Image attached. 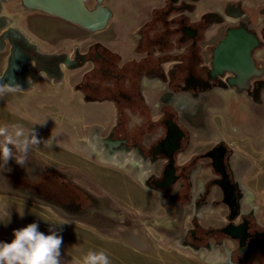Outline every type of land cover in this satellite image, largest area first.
Instances as JSON below:
<instances>
[{
	"label": "rangeland",
	"instance_id": "obj_1",
	"mask_svg": "<svg viewBox=\"0 0 264 264\" xmlns=\"http://www.w3.org/2000/svg\"><path fill=\"white\" fill-rule=\"evenodd\" d=\"M83 4L105 11L101 25L88 27L22 0H0V125L34 128L41 139L24 167L12 160L11 171L0 170V241L10 242L14 229L37 222L45 234L50 224L62 229V264H78L89 250H104L111 264L229 263L227 251L237 245L229 237H209L200 247L189 240L193 224L203 231L227 219L212 181L217 173L208 158L194 157L218 142L229 148L240 213L253 214L264 228V72L244 88L228 82L229 72L209 73L213 48L239 25L257 36L253 58L264 66V0ZM188 19L191 25H185ZM160 21L171 30L157 31ZM145 28L150 35L140 46ZM156 32L162 33L161 47L153 41ZM199 45L206 47L203 53ZM106 70L109 76L102 75ZM171 106L177 115L170 116L187 132L179 166L188 170L162 191L149 179L160 174L166 159L146 156L150 147L144 144L160 133L153 118ZM140 123L137 134L146 135L137 144L130 130ZM43 178L46 184L36 185V192L20 186L23 179ZM182 184L183 199L177 192ZM66 188L77 190L71 195ZM64 220L70 223L59 225ZM260 250L239 253L242 263L235 254L231 262L264 264Z\"/></svg>",
	"mask_w": 264,
	"mask_h": 264
},
{
	"label": "water",
	"instance_id": "obj_2",
	"mask_svg": "<svg viewBox=\"0 0 264 264\" xmlns=\"http://www.w3.org/2000/svg\"><path fill=\"white\" fill-rule=\"evenodd\" d=\"M83 1L84 0H76L75 5H73L75 13L79 16L77 18L80 20L75 19V17L71 18L65 15L66 13H61L60 16L77 21L88 27H97L101 25L105 14L102 22L96 23L94 26L85 24L86 22L83 19H87L89 14L96 9H86ZM39 9L46 11L43 8ZM258 44L259 40L257 36L248 31L244 26L239 25L228 28L212 50V67L209 70L210 76L215 77L224 72H229L233 75L228 78L230 84H235L240 88L246 87L248 79L251 76L259 75L264 72V66H257L253 58V50ZM164 122L166 127L165 135L155 146L154 152L157 151L165 154L167 157V163L164 166L162 179L160 181H154V183L156 186H161L163 189H167L175 183L178 178V175L175 173L173 153L175 150L179 149L180 138L184 132L173 122L172 118H167ZM224 152L225 146L219 144L204 153L205 156L211 158L213 169L219 173V177L215 179L214 182L222 191V202L229 208V222L220 227L219 231L233 239H237L238 245L243 247L246 238L250 235L248 232V220L243 219V221L238 224L232 223V219L239 213L237 199L240 197V192L238 191L236 184L231 181L226 172L223 163ZM255 234L264 236V232H258Z\"/></svg>",
	"mask_w": 264,
	"mask_h": 264
},
{
	"label": "clouds",
	"instance_id": "obj_3",
	"mask_svg": "<svg viewBox=\"0 0 264 264\" xmlns=\"http://www.w3.org/2000/svg\"><path fill=\"white\" fill-rule=\"evenodd\" d=\"M3 89L0 88V92ZM43 123V122H42ZM41 143L34 128L25 129L20 124L0 125V170L11 171L9 162L14 160L21 167L27 163L32 146ZM23 215V212L20 213ZM70 223L61 221L59 225ZM56 225L50 224L48 233L40 231L32 222L13 230L10 242L0 241V264H62L63 237ZM78 264H111L104 250H89Z\"/></svg>",
	"mask_w": 264,
	"mask_h": 264
},
{
	"label": "flooded vegetation",
	"instance_id": "obj_4",
	"mask_svg": "<svg viewBox=\"0 0 264 264\" xmlns=\"http://www.w3.org/2000/svg\"><path fill=\"white\" fill-rule=\"evenodd\" d=\"M11 65V63L9 64V66ZM5 74V77H6V80H7V82L9 83L11 80V71L9 70V68L6 70V72L4 73ZM167 118H172V120H173V122L179 127V128H181L182 130H183V135H182V137L180 138V147H179V149H177V150H175L174 151V153H173V158H174V167H175V173L178 175V178H177V180L175 181V183H173L171 186H169L167 189H163L161 186H156L155 185V183H154V181H160L161 179H162V176H163V170H164V166H165V164L167 163V157L165 156V154H163V153H161V152H157V151H155L154 152V148H155V146L157 145V143L164 137V135L161 137V138H159L155 143H153V144H150L149 146H147L148 148H149V150L147 151V155L146 156H148V157H150V158H153V159H155L156 157H158V156H162V157H164L165 159H166V162H165V164L162 166V169H161V171H160V174L158 175V176H155V177H150V179H149V183L150 184H152L153 186H155L156 188H159L160 190H162V191H167V190H169L173 185H176V183H177V181L179 180V178H180V176H181V174L183 173V172H187V170H188V168L185 166V165H180L179 166V164L177 163V155L183 150V148L185 147V138L187 137V132H186V130L185 129H183L179 124H178V121L174 118V116H166V118L165 119H167ZM166 128V127H165ZM166 130V129H165ZM219 144H222V145H224L225 146V152H224V155H223V163H224V167H225V169H226V172L228 173V175H229V177H230V179H231V181L232 182H234V179L232 178V172H231V170H230V165H229V162L227 161V156H228V154L230 153L229 151V148L225 145V144H223V143H221V142H218V143H216L215 145H213V146H211L208 150H210L212 147H214V146H218ZM208 150H206V151H208ZM205 151V152H206ZM146 152V151H145ZM204 152V153H205ZM204 153L202 154V155H200L199 157H198V155H195V157L194 158H196L195 159V161L197 160V159H199V158H201V157H206V158H208V160H209V162H210V165H211V158H209V157H207V156H205L204 155ZM211 168L213 169V167H212V165H211ZM214 170V169H213ZM214 172H216L215 170H214ZM217 173V176L219 177V173L218 172H216ZM218 177H216V178H214L212 181L214 182V180L215 179H217ZM215 183V182H214ZM216 184V183H215ZM217 185V184H216ZM185 185L184 184H182V186H180V188H179V193H181V196L182 197H184V198H187V193L186 192H184L185 191V189L183 188ZM218 186V185H217ZM219 187V186H218ZM219 189H220V187H219ZM238 189V188H237ZM221 190V189H220ZM177 191V192H178ZM204 194H207L206 193V191L204 192ZM203 194V195H204ZM202 200L204 199V198H201ZM240 198H238L237 199V202H238V210H239V213H238V215H236L233 219H232V223H234V224H238V223H240V222H242L243 221V219H247L248 220V232L250 233V235L246 238V240H245V244H244V246L243 247H240L239 245H238V240L237 239H233V238H231V237H229L228 235H226V234H224V233H222L221 231H219V228L220 227H222V226H224L225 224H227L228 222H229V218L227 217V221L224 223V224H222L221 226H219V227H215V228H207V229H204L203 231H201L200 229H199V225H198V223H195V224H193L192 225V227L190 228V232H189V240H190V243H192L193 245H195V247H200V246H202V245H204L206 242H207V238H209V237H213V238H215V236H217L218 234H220V235H222V236H227V237H229L230 239H232V240H234L235 242H236V248L233 250V252L231 253V256H230V260H231V257L233 256V255H235L236 254V257L237 256H239L241 253H243L242 255L244 256H246V255H248V254H250V253H252V252H254V250L258 247V246H261V250H260V255H262L263 254V252H262V248L264 247V236H261V235H256L255 233H258V232H264V228L263 227H261V226H259L258 225V223H257V221H256V218H255V216L253 215V214H251V213H248V214H245V213H240V207H239V204H240V200H239ZM223 203V202H222ZM226 205V204H225ZM227 206V205H226ZM227 210H228V213H227V215L229 214V208H228V206H227ZM237 219V220H236ZM236 252V253H235ZM240 253V254H239ZM239 254V255H238ZM242 256V257H243ZM244 256V257H245ZM237 258H239L238 259V263H242V258L241 257H237ZM236 263V262H235Z\"/></svg>",
	"mask_w": 264,
	"mask_h": 264
},
{
	"label": "crops",
	"instance_id": "obj_5",
	"mask_svg": "<svg viewBox=\"0 0 264 264\" xmlns=\"http://www.w3.org/2000/svg\"><path fill=\"white\" fill-rule=\"evenodd\" d=\"M151 17H153V15L152 16H150V18L148 19V20H150L151 19ZM184 23H185V25H191V23H192V21H190L189 19L187 20V21H184ZM160 24H161V26H160V29H157V31H160L161 30V32H162V28L164 27V29H165V25L160 21ZM168 27L171 29V27L169 26V24H168ZM173 27V26H172ZM183 29V27H180V30H182ZM184 30V29H183ZM148 31V30H147ZM146 30H145V32H143V39H142V41H140L139 42V45L141 46L142 44H144V43H146L147 41H146V37H149V32L148 33H146L147 32ZM146 33V34H145ZM155 35H157V32H156V34ZM151 38V37H150ZM152 38H155V36H152ZM155 40V39H154ZM153 40V41H154ZM165 45V44H164ZM200 46V45H199ZM143 47V46H142ZM158 47H161L160 46V44H159V46ZM143 48H145V46L143 47ZM142 48V49H143ZM200 48H201V52L203 53V49H205L206 50V47H201L200 46ZM139 49H140V47H139ZM144 50V49H143ZM201 53V54H202ZM203 55V54H202ZM204 57V56H203ZM165 61V60H164ZM104 65L108 68V64H107V62L104 60ZM110 73V71H108V70H106L105 71V73H103L102 75H106V76H109L108 74ZM86 74V73H85ZM85 74L82 76V81H83V84H85V82H86V76H85ZM86 75H89V74H86ZM88 83V82H87ZM86 85V84H85ZM83 90L85 91V93L84 94H86V92H87V94L90 92V89L88 88V85L87 86H84L83 87ZM126 109H129V107H126ZM165 109V110H164ZM130 110V109H129ZM166 112L167 114L166 115H163L162 116V114H160L158 117H154V114L153 113H151L152 115H153V119H154V121L155 122H153L152 124H154V123H156V127L158 126V128H160V130H159V132L160 133H158L157 134V136L156 137H151V139H149V141H148V144H144V145H146V147L147 146H149L150 144H153V143H155L159 138H161L163 135H165V118H166V116H170V115H172V111H174L175 112V114L177 115V110L173 107V106H171V107H168V109H166V108H164L163 107V112ZM152 112V111H151ZM161 112H162V109H161ZM161 117V118H160ZM174 118H175V116H174ZM176 119V118H175ZM158 120V121H157ZM178 121V124L183 128V129H185L184 127H183V125L181 124V122H179V120H177ZM151 123V122H150ZM149 125V124H148ZM142 130V125H141V123L140 124H138V125H136L135 127L132 125L131 126V130H130V135H134L135 137H136V143L138 144V143H140V140L142 141V137H145V135H146V131L144 130L142 133H140L141 135H139V134H137L139 131H141ZM132 135V136H133ZM143 141H145V138H143ZM100 142H101V140H100ZM109 143H113L112 141H109ZM90 150V153L94 156L95 154H98L96 151H94L93 149H89ZM108 157H109V155H111V154H108V153H105ZM92 156V157H93ZM112 156V155H111ZM95 157V156H94ZM103 157V156H102ZM108 157H107V159H108ZM114 157V156H113ZM115 158V157H114ZM181 157H180V155L178 154L177 155V163L178 164H182V163H184L185 161H182L181 162V159H180ZM110 160V159H109ZM117 160V159H116ZM110 161H112V162H118V161H113V160H110ZM214 183V182H213ZM215 184V183H214ZM132 185H135V184H133L132 183ZM216 185V184H215ZM217 186V185H216ZM134 187V186H133ZM180 188V187H179ZM178 188V189H179ZM217 188L219 189V187L217 186ZM178 191V190H177ZM219 191H221L220 189H219ZM177 195V194H176ZM202 195V194H201ZM220 200H221V202H222V191H221V195H220ZM181 199H183L184 197H180ZM240 198V197H239ZM202 200V199H201ZM224 204V203H223ZM223 206H225V216L226 217H228V215H227V213H228V210H227V206L224 204ZM239 207H240V204H239ZM226 221H227V219H226ZM256 221H257V223H258V225H259V222H258V220H257V218H256ZM225 223V222H224ZM224 223H222V224H224ZM222 224H219V225H217V226H215V227H219V226H221ZM215 227H212V228H215ZM111 242V241H110ZM236 243V242H235ZM116 246H118V243L115 241V243H114ZM236 248V247H235ZM235 248H232V249H230V250H228L227 252V256H228V260H230V256H231V253L233 252V250L235 249ZM207 251V253H209V251L210 250H206ZM218 252H219V250H217ZM226 256V257H227ZM235 263V262H234ZM233 262H231V260L229 261V263H224V264H234Z\"/></svg>",
	"mask_w": 264,
	"mask_h": 264
},
{
	"label": "bare ground",
	"instance_id": "obj_6",
	"mask_svg": "<svg viewBox=\"0 0 264 264\" xmlns=\"http://www.w3.org/2000/svg\"><path fill=\"white\" fill-rule=\"evenodd\" d=\"M22 1L28 7L43 8L48 12L56 13L59 15L61 13H66L65 15H67L71 18L75 17V19L80 20L79 18H77L79 16L75 13V10L73 9V5H75L76 0H54V1H52V0H22ZM25 10H27V9H25ZM104 14H105L104 10L102 8H98L95 11H92V13L89 14L87 19H83V20L86 22L85 24L90 25V26H94L96 23L102 22ZM109 144H111V143H109ZM105 150H106V148H105ZM108 159L113 160V161L119 160V159L116 160V158H114L111 155H109Z\"/></svg>",
	"mask_w": 264,
	"mask_h": 264
},
{
	"label": "trees",
	"instance_id": "obj_7",
	"mask_svg": "<svg viewBox=\"0 0 264 264\" xmlns=\"http://www.w3.org/2000/svg\"><path fill=\"white\" fill-rule=\"evenodd\" d=\"M163 23V22H162ZM168 24H169V22H164V25H165V28L166 29H164V31H166V30H171L169 27H168ZM145 30L147 31V29L145 28ZM149 31H147L146 33H148ZM145 33V34H146ZM159 36H162V33H160V32H157V35H155V43H156V46H158L159 45V40H161V38H159ZM148 38L149 37H146L145 39H146V41H148ZM159 38V39H158ZM192 48V47H191ZM190 49V48H189ZM189 51V50H188ZM101 55H107L108 57L109 56H111V54H109V53H107V51H103V50H101ZM104 58H106V57H104ZM110 58V57H109ZM112 59H114V58H112ZM111 59V60H112ZM107 61H108V59H107ZM191 62V59H185L184 60V63H185V66L186 65H189V63ZM108 69H112L111 67H110V64L108 65ZM153 126L152 127H154V126H156V123H154V124H152ZM44 180H47V178H43V179H40L39 181H37V182H31V181H29V180H22V182H21V185L20 186H23L24 188H28L30 191H32V192H36L37 190L35 189L36 188V185H38L39 187L40 186H42V185H44V184H46V183H44ZM69 194H71L72 195V192L73 193H76L75 191L77 190V189H74V190H71V189H69V188H66L65 189ZM74 196H75V194H73ZM57 202H61L59 199H57L56 200Z\"/></svg>",
	"mask_w": 264,
	"mask_h": 264
}]
</instances>
